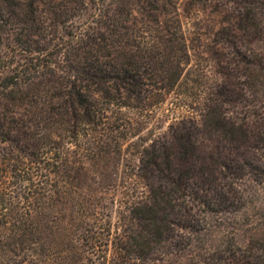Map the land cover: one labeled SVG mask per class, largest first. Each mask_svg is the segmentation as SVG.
Here are the masks:
<instances>
[{"label": "trees", "instance_id": "1", "mask_svg": "<svg viewBox=\"0 0 264 264\" xmlns=\"http://www.w3.org/2000/svg\"><path fill=\"white\" fill-rule=\"evenodd\" d=\"M170 5L0 0V264H104L96 249L114 240L109 230L88 234L100 213L87 201L96 194L89 173L121 164L124 141L146 129L148 112L190 63ZM249 25L251 33V18ZM231 85L226 79L221 95L231 97ZM217 104L212 98L202 109L209 146H196L188 119L162 140L138 136L136 166L149 192L124 211L133 229L115 236L124 243L116 253L132 261L147 258L146 248L186 250L219 227L216 218L241 209L235 180L259 174L255 139ZM210 246L192 264H264V241L247 255Z\"/></svg>", "mask_w": 264, "mask_h": 264}, {"label": "rangeland", "instance_id": "2", "mask_svg": "<svg viewBox=\"0 0 264 264\" xmlns=\"http://www.w3.org/2000/svg\"><path fill=\"white\" fill-rule=\"evenodd\" d=\"M170 2V10L174 8L182 22L190 63L174 91L148 112L149 125L138 136L162 140L163 135L176 129L175 124L188 119L196 126V146H209L212 136L204 135L200 125L209 116H203L202 109L210 99L217 98V110L222 116L234 120L237 126H246L247 133L254 136L251 163L259 169V174L252 179L244 173L235 180L243 206L213 221L220 230L218 227L205 236H195L193 245L186 250L158 247L152 252L146 248L147 258L131 261L116 253L124 243L115 236L133 229L124 211L133 200L147 195L149 187L136 166V151L141 142L138 136L126 139L121 164L109 166L104 175L91 172L87 181L89 191L96 193L88 192L87 201L96 203L100 210L96 218L89 219L88 234L106 235L109 230L106 240H114L106 249H96L104 264H192L204 244L247 255L254 244L264 241V0ZM250 18L254 28L251 33ZM252 54L254 65L249 62ZM228 78L233 84L231 97L221 95V85ZM101 176L106 179L98 183Z\"/></svg>", "mask_w": 264, "mask_h": 264}]
</instances>
